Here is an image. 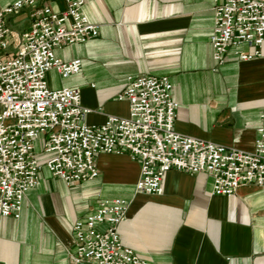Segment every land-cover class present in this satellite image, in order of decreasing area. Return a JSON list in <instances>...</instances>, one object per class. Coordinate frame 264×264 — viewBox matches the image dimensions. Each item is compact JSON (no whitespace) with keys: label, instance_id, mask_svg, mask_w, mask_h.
Returning a JSON list of instances; mask_svg holds the SVG:
<instances>
[{"label":"crops","instance_id":"obj_1","mask_svg":"<svg viewBox=\"0 0 264 264\" xmlns=\"http://www.w3.org/2000/svg\"><path fill=\"white\" fill-rule=\"evenodd\" d=\"M223 1L84 0L83 13L99 33L54 49L63 61L80 59L82 68L68 78L48 70L47 86L79 89L82 106L91 109L86 123L100 124L108 115L128 114V102L117 98L128 76H166L178 104L176 131L252 151L264 110V42L258 58L241 60L237 51H253L242 44L229 47L216 64L213 7ZM38 5L65 8L64 0ZM30 12L17 14L26 18L19 21L23 29ZM39 160L43 164L44 157ZM96 166L95 179L66 185L42 165L20 216L0 221V264H71L73 223L115 198L129 202L120 241L146 264H264V186L251 183L235 194L215 195L209 173L171 169L160 191L146 194L135 189L139 161L128 153H101Z\"/></svg>","mask_w":264,"mask_h":264},{"label":"built area","instance_id":"obj_2","mask_svg":"<svg viewBox=\"0 0 264 264\" xmlns=\"http://www.w3.org/2000/svg\"><path fill=\"white\" fill-rule=\"evenodd\" d=\"M38 1L0 5V221L20 216L23 198L37 186L42 165L66 185L86 182L98 176L96 156L101 153H128L139 161L135 189L140 193H158L171 169L209 173L215 195L229 196L251 183L264 186V110L252 151L219 145L176 131L178 104L169 79L140 75L128 76L117 95L128 102L126 116L86 123L91 109L82 106L80 90L50 89L45 75L50 69L62 78L79 73L80 59L63 61L54 49L85 43L100 27L83 13L84 0H64L61 12ZM26 8L31 9L29 25L22 32L12 29L9 19ZM213 13L210 42L216 64L223 63L231 46L253 48L250 53L237 51L241 60L262 55L264 0H224L214 5ZM128 206L124 198L103 200L73 223L71 264H146L120 241L118 229Z\"/></svg>","mask_w":264,"mask_h":264},{"label":"rangeland","instance_id":"obj_3","mask_svg":"<svg viewBox=\"0 0 264 264\" xmlns=\"http://www.w3.org/2000/svg\"><path fill=\"white\" fill-rule=\"evenodd\" d=\"M9 0H0L1 3H5L8 2ZM26 18L24 16H19V15H13L11 17L10 20V26L12 29H15L19 32H22L24 29L21 27V25L19 24L20 20H25ZM36 149L39 151V153L41 152V143L36 147Z\"/></svg>","mask_w":264,"mask_h":264}]
</instances>
